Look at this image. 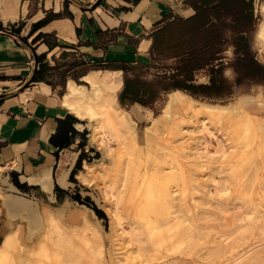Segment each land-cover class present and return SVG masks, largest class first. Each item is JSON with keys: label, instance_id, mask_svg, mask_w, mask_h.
Here are the masks:
<instances>
[{"label": "rangeland", "instance_id": "rangeland-1", "mask_svg": "<svg viewBox=\"0 0 264 264\" xmlns=\"http://www.w3.org/2000/svg\"><path fill=\"white\" fill-rule=\"evenodd\" d=\"M253 5L251 46L264 61V0ZM226 53L232 55V49ZM68 58L76 61L74 55ZM225 73L233 75L231 68ZM65 75L60 70L48 75L59 84L55 90L60 98L69 89ZM83 79L74 82L90 87ZM120 87L115 106L127 109L135 120V141L109 130L91 140L93 120L75 115L83 124L76 125L81 159L68 189L46 195L22 183L12 187V178L0 175V204L10 192L29 197L37 208L31 226L25 214L16 215L9 230L16 228L29 249L52 235L56 239L49 250L36 248L27 256L40 264H225L232 253L244 251L233 261L243 264L248 255H264V82L243 83L227 101L197 98L224 104L240 99L248 114L238 110L230 119H216L186 111L178 116L173 107L178 116L174 125H162L155 134L150 126L156 118L165 119L168 94L155 108L139 103L124 107L117 99ZM105 92V84H99L97 97ZM49 209L68 225L52 223L43 230L42 215ZM151 225L155 228L149 229ZM150 230L165 236L159 246Z\"/></svg>", "mask_w": 264, "mask_h": 264}, {"label": "crops", "instance_id": "crops-1", "mask_svg": "<svg viewBox=\"0 0 264 264\" xmlns=\"http://www.w3.org/2000/svg\"><path fill=\"white\" fill-rule=\"evenodd\" d=\"M95 1L0 0V175L46 195L70 187L76 125L83 127L48 75L66 73V89L73 75L89 82L87 76L99 72L122 76L123 84L121 64H150L154 28L194 12L185 0H98L90 7ZM99 63L107 66L95 67ZM2 203L0 244L13 231L11 218L36 207L15 194Z\"/></svg>", "mask_w": 264, "mask_h": 264}, {"label": "trees", "instance_id": "trees-1", "mask_svg": "<svg viewBox=\"0 0 264 264\" xmlns=\"http://www.w3.org/2000/svg\"><path fill=\"white\" fill-rule=\"evenodd\" d=\"M185 1L194 8L191 15L167 17L151 32L150 64L119 66L123 84L117 99L122 106L139 103L155 108L175 88L201 100L227 101L243 83L264 82V61L251 46L254 0ZM229 48L232 55L226 53ZM226 68L232 69V76L225 73ZM200 73L206 79L200 80ZM93 207L103 214L102 209Z\"/></svg>", "mask_w": 264, "mask_h": 264}, {"label": "bare ground", "instance_id": "bare-ground-1", "mask_svg": "<svg viewBox=\"0 0 264 264\" xmlns=\"http://www.w3.org/2000/svg\"><path fill=\"white\" fill-rule=\"evenodd\" d=\"M87 77L91 84L90 87L92 89H90V87L85 84H79L72 80L68 86L69 89L63 95V104L72 113L81 117V119L86 116L87 118L93 120L92 122L93 129L90 138L91 140L98 139V135H97L98 132L104 133L105 130H109L111 131V134L115 135L116 137H121L123 135L121 138L124 141L127 135L130 136L131 141H135L137 137L136 127L134 124L135 120L130 117V115L127 112V109L122 108L121 110V108H119L118 105L115 106V103H117L116 91L121 86L122 83L121 76H113V75L109 76L107 74L101 75V74L90 73ZM101 83L105 84V90H106L105 95L104 97H102V99L97 97L96 94V88ZM80 107L83 108L84 112L80 110ZM173 107H175L178 110V116H181V114L186 111L189 112L192 111L193 113L196 114H204L206 116L216 119H225V118L230 119L229 114L231 112L238 110L244 111L245 113L248 114V111L243 108L240 99H237L233 103H225V104L215 103V102H204L191 96L182 89L175 88L168 92V99L163 113L165 119L163 120V122H159L160 120L156 118L155 122L151 124L150 129L152 134H155L158 128H160V126L162 125L165 126L167 129H171V126L174 125L175 123L174 119L178 117L174 115L175 113L173 114ZM77 174L83 180L86 177L84 170H80ZM36 212H37V208L35 207V209L31 211V214L29 215L25 214V216L29 221L30 226L32 225L31 224L32 219H34V217L36 216ZM52 223L57 224L58 227L63 225L64 226L68 225L62 220L60 215H58L53 210L49 209L46 210L42 215V220L40 224L43 226V230H45L46 227ZM153 228H155L154 225L149 226V229H153ZM9 232L10 233L6 234L2 243L0 244V264H40L38 262L40 260L36 261L34 260V257L33 259H31L30 257L27 256V253L35 250L36 248H37L36 250L38 249L43 251L49 250V248L52 247V244L55 243L56 241V239H54V236L52 235L45 244L40 243L38 241L36 246L34 245L32 246V248L29 249L26 248L20 241L19 236L17 234V230L9 231ZM150 233L152 239L154 237L156 238L155 241L156 246H159L165 239V236L160 233L155 234L151 230ZM89 245L90 242L88 243V246ZM244 253H245L244 251L242 253H238L237 255L230 253L231 255L228 257V261L225 264H235L236 262L233 263V261L238 259V257L242 256ZM261 261H264V255L259 256V255L251 254V256L248 255L244 258L243 264H261ZM41 264H47V263L44 262Z\"/></svg>", "mask_w": 264, "mask_h": 264}, {"label": "water", "instance_id": "water-1", "mask_svg": "<svg viewBox=\"0 0 264 264\" xmlns=\"http://www.w3.org/2000/svg\"><path fill=\"white\" fill-rule=\"evenodd\" d=\"M98 0H96L90 7H92V6H94L95 4H96V2H97ZM22 38V37H21ZM23 39V38H22ZM12 187H15V188H17V186H16V184H14V183H12ZM18 189V188H17ZM15 193H7V195H14ZM6 195V196H7ZM15 195H18V194H15ZM18 196H21V195H18ZM23 197H25V196H23ZM25 198H27V199H29V200H31L29 197H25ZM32 201V200H31Z\"/></svg>", "mask_w": 264, "mask_h": 264}]
</instances>
